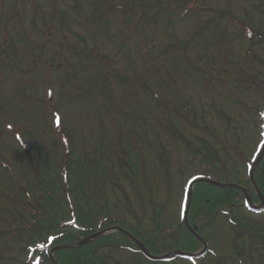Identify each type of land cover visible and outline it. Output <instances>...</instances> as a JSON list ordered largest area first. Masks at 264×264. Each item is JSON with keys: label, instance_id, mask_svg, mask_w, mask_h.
Wrapping results in <instances>:
<instances>
[{"label": "rangeland", "instance_id": "1", "mask_svg": "<svg viewBox=\"0 0 264 264\" xmlns=\"http://www.w3.org/2000/svg\"><path fill=\"white\" fill-rule=\"evenodd\" d=\"M38 1L44 8L45 16L41 11L33 14L29 4L27 9L23 10L21 1L17 3L22 19L13 13V22L10 26V44L13 50L9 59L0 64V157L11 156L12 151L17 154L16 156H22L20 155L22 146L17 139L16 143H13L12 139L15 127L22 129L23 139L27 142H31V137H34L38 155L43 152L42 144L46 143L49 137H53L56 130L41 122L40 115L36 114L37 112L33 113L30 108L31 102L40 104V101L41 103L43 101L47 110L52 105L58 104L62 116L61 123L67 128H59L58 136L62 140L66 139V132L69 131L71 141L74 142L70 157L76 164L70 174L73 183L71 187L76 179H82L85 171H89L88 181H85L83 190L78 195L79 205L83 211L91 212L90 218L102 213L103 216L114 220L125 221L133 228L140 223L144 232L154 231L156 227L164 235L176 232L179 228L181 204L187 181L196 175L218 182L228 180L226 177L223 179L220 177L224 171L220 170L221 165L217 161L214 163L218 169L211 167L212 165L207 166V162L203 159L209 155V152L203 150L192 152L202 147L205 142L214 149V158L220 157L225 162L227 176L233 180L232 177L237 170V179H240L242 184H247L248 175L245 167L252 163L254 170L257 161L252 158L257 150L260 151L258 147L262 146L264 137L263 133L261 134L264 97L252 98L251 94H248L250 96L248 97L241 90L242 84L250 81L242 76L248 75L249 65L240 60L243 56H251L254 60L253 55L256 54L264 62L263 45L255 40V37L253 38L252 26L244 23L247 21V14L250 13L253 27L264 33V0H187L190 3L203 5L208 10L207 13L197 19L187 17L183 14L185 9L177 8L173 15L170 14L171 24H167L168 13H165L156 25L145 23L143 26L146 28L142 37H137V32L127 33L126 29L121 30L124 21L118 24H106L105 21L110 20L109 15L103 20V27L98 25L102 24V17L95 16L91 12L90 4L99 5L100 9L106 10L107 7H115L117 3L105 2L115 0H104V2L57 0L55 1L57 5L51 0ZM28 2L32 3L31 0ZM13 4L16 5L15 2L5 3L6 12L2 17L4 20L8 18V13L12 14ZM51 4L59 11V6L67 11L68 19L64 21L60 15L57 17L58 21L49 22L52 13L53 16L54 12L57 15ZM228 9L232 16L226 13L224 16L232 17L233 23L221 20L218 22L221 23L220 27L213 25L210 28L219 31L218 33L226 31V36L230 39L226 46L231 53H235L234 56L230 54L227 58L234 63L240 61L239 64H231V66L239 68L238 75L242 80L233 76L237 71L225 74L229 67L222 64V47L218 49L217 46L212 45L210 42L214 39L213 35L205 31L203 33L200 29L201 24L215 18L217 11L223 10L224 13ZM89 20L96 23L89 25ZM46 21L47 27L43 24ZM59 24L64 27L61 29ZM243 28L247 30L251 41L254 40V44L249 40L242 41L240 34ZM47 37H49L48 43ZM136 38L141 39L142 42L137 43ZM83 40H86V44L92 50L95 49L92 48L95 44L97 47L94 50L95 56L108 58L110 66L117 70L108 77V84H111V98L102 95L98 89L96 80L99 72L96 64L99 63L96 60L94 62L92 59L88 61L86 59L85 62L82 61L83 66H81L78 55H74V50L83 52L86 49L87 45ZM181 41H188L189 48L185 49ZM4 43V37L0 34V45ZM8 43L9 39L6 40L4 48L0 49V59L8 53L5 50ZM60 44L64 45V50L60 49ZM58 50L61 51L62 57H58ZM144 58L149 60L145 62ZM36 59L38 65L44 61L47 64L43 67L39 65L36 72H33V63ZM52 60L54 65L50 63ZM257 67L264 71V66L257 65ZM147 69L150 71L147 72ZM154 69L161 75L160 82L155 78ZM248 79L253 80L251 76H248ZM136 80L145 83L147 88L139 87ZM163 82L168 87L161 86ZM255 85L258 87V84ZM177 90L185 92L194 110L189 116L188 124L171 114L178 126L179 133L176 134L178 148L170 134L160 126L163 122L162 114L159 113L160 106L156 103L157 98L168 97L167 103L171 109L174 106L180 108L178 102L183 100L177 95ZM232 95L234 98L230 97ZM235 96L247 105L246 109L237 106L233 100ZM115 105L132 116L131 123L134 124L135 131L130 129L126 116L121 114L120 110L114 107ZM145 108L152 110L143 111ZM138 111H143L141 112L143 118L137 116ZM46 117L48 123L53 126V115L48 113ZM192 123L195 126L191 125ZM214 138L222 143L215 141ZM46 144L48 145V142ZM48 146V154L51 157L55 152L52 145ZM64 147L69 148L70 143ZM56 153L64 159L68 151H64L61 143ZM157 154L170 155L168 170L173 177L171 180L163 173ZM91 160H94V164H98L97 169L87 168L88 164H92ZM35 162L37 163L36 159ZM24 166L29 169L26 164ZM0 174V179H3L5 174L3 170ZM131 174L135 175L134 179L138 187L132 186ZM27 180L34 182L31 171L28 172V178L21 182L27 190H30L31 197L36 199L37 189L31 188ZM46 183L50 189L52 186L50 180ZM0 186L5 188L1 183ZM149 186L153 193H149ZM4 191L8 196L6 193H9L10 189ZM59 191L60 189L57 193ZM43 194L44 191L41 192V203L42 200L46 202ZM104 196L105 204L100 202V205H104L105 208L101 209L98 201ZM8 197H11L15 203H8L6 200L4 202L1 199L0 227H6L10 222L17 224L16 228L25 226L27 229L26 221L32 216L30 213L32 206L28 204L27 199L29 193L24 194L20 186L15 183L13 196L9 194ZM74 198H76L75 194ZM67 205L63 203L59 213L64 214L65 223L70 224L72 216ZM243 219L249 225L255 223L264 232V213L251 215L250 218L245 216ZM197 223L201 226L203 222ZM214 226L202 232L208 246L214 251L208 260L201 258L190 262L176 258L171 262L152 263L143 255L128 251H117L113 258L115 262L121 264H217L216 262L223 260L226 254L236 258L233 246L229 244L234 235L232 228L225 222L223 216L216 220ZM66 230L76 231L73 226L67 227ZM15 237L12 232L0 233V264H31L35 259L30 261L26 254L29 246L33 245H29L26 240L23 241L27 235H23L18 244L14 241ZM168 243L173 245L174 241ZM161 245L158 243L160 248H155L156 254L163 255L168 251H164L165 248ZM172 247L177 245L174 244ZM248 247L247 242L246 249ZM179 248L183 252L189 251L182 246ZM190 249L195 250L191 245ZM101 253H108V249ZM247 253L246 251V255ZM262 253H264L263 249L253 251V261L248 258L247 264H258L259 255Z\"/></svg>", "mask_w": 264, "mask_h": 264}, {"label": "trees", "instance_id": "2", "mask_svg": "<svg viewBox=\"0 0 264 264\" xmlns=\"http://www.w3.org/2000/svg\"><path fill=\"white\" fill-rule=\"evenodd\" d=\"M10 1V0H8ZM16 2H19L21 0H13ZM104 2V0H101ZM32 7L34 13L41 10V5L37 3V0H31ZM27 3L28 0H22L21 1V8L23 10L27 9ZM105 3H111L116 4L115 7L108 8L106 10L99 9V5L94 6V10L97 13V15H101L102 17V24H98L99 26L103 27V20L108 16L110 18L109 21H105L106 24H118L120 22L124 23L122 24L121 30L126 29L127 33H136L137 37H142L143 33L145 32V26H143L145 23L150 22L153 25H156L159 22V19L165 14L168 13V23L171 24V17L170 14H174L177 8H183L185 9V12L183 13L187 17H195L197 19L201 18L203 15L206 14V9L196 3H190L187 0L179 1V0H115V1H106ZM19 13V10H18ZM33 13V14H34ZM64 14V13H62ZM221 10L217 11L215 18L210 19L206 21L205 23L201 24V28L210 34L214 33V39L210 42L212 45L217 46L218 49L221 47L223 48V53L221 52V58L223 59V56H225V52L227 50V43L229 42L228 38L224 35H221V32L218 33L215 30L211 29L210 27L213 25H217L216 23L220 16H222ZM217 21V22H216ZM53 22V21H52ZM96 23V22H95ZM129 24V25H127ZM217 27V26H216ZM202 33V35H203ZM8 38V36H7ZM137 40V38H136ZM137 43H141L142 40L138 39L136 41ZM182 46L185 48L188 47V41L182 42ZM61 47L62 44H60ZM138 49H141L139 46H135ZM97 47H95L94 50H96ZM92 49L87 48V51L83 52L81 55H78L80 65L83 66L82 61H87L92 59V61L95 62V60L99 63L96 64V67L98 69V79L96 80L98 83V89L100 90L101 94L104 95L107 98H111V84H108V77L110 73H116L117 70H114L109 63L108 58H99L95 56V51ZM220 51V50H219ZM145 52V51H144ZM149 58H144V61L147 62ZM47 64V63H46ZM33 65L36 66V62L34 61ZM51 65H54V63H51ZM86 66V65H85ZM88 67V65H87ZM149 66H147L148 68ZM152 70V69H151ZM155 70V78L160 82L161 75L158 74V71ZM150 71V69H147V72ZM254 79L256 80L255 83H246L245 88L248 90L247 92L261 95L264 94V73L259 74L257 71L254 70ZM257 76L262 77V81L259 82ZM246 79V76H243ZM123 79V78H122ZM137 81V80H136ZM141 88H145L146 85L143 82L137 81L136 82ZM258 84V87L255 85ZM162 84L161 86H164ZM258 91H260L258 93ZM261 93V94H260ZM177 95L182 97V102H178L180 108H174L171 109L167 101L169 100L168 97H159L157 98V105L160 106V114L161 119L163 122L160 124L161 127H163L172 138L176 137V134L178 133L177 128L174 126V119L171 117V114L176 115L177 117L184 120L186 123L190 120V114L193 110L191 103L187 100L185 92L183 90H177ZM33 101V100H32ZM155 102V101H154ZM31 105H34L32 102ZM55 110L52 108L49 109L50 114H56L57 113V106H54ZM115 108H118L121 112V114H124L127 119L128 126L132 131H135L134 124L131 123V120H133L132 116L125 112L122 108L118 107L117 105L114 106ZM36 109H39L36 114L40 115V119L45 120V115L47 113V110H42L38 107ZM143 118V117H142ZM49 127L51 125L46 122ZM53 130V127H51ZM31 137V136H30ZM32 144H29L27 142V147L23 149V158L25 157L26 160H30L32 169H38L35 170V174L33 176L32 181V187L35 186L37 188L38 194L41 195V190H45V195L47 197V203L42 204L40 200V207L35 208L34 216H32V220L30 222H26L27 229L25 226L23 228H16L14 225L13 227L10 225V230L15 233L17 237H15V241L17 244L21 241L23 235H27V238H23V241L26 240L29 245H34V250L39 251V259L41 264H52L49 259V251L56 247V246H65V247H71L75 245L80 240L88 237L89 235H92L93 233H96L98 231H101L103 229H106L107 227H113V226H119L122 228H127L125 223L121 221H112L110 218L106 217L104 221H100L99 218L93 221L88 220V215H83L80 218V226L79 230L76 234L74 231H65L62 230V220L57 219V213L55 211V206L59 204V201H63L65 199H70L71 194L82 185L80 182L77 183L73 189L71 188V179L70 174H72V169L75 167V161L71 160L72 157V151L71 146L73 144V141L71 142V139L68 137V133L66 132V139L62 141V138L58 136V130L56 127V130L53 134V137H49L47 139L48 145L53 146V152L54 155L50 157L48 154V145L46 143H43L44 146L43 152L38 155L37 147L35 146L36 141H34V137L32 136ZM60 142V144H59ZM61 143L63 145L64 151H68L66 157L63 159L59 156L58 153H56V150H58L57 146H61ZM70 143L69 148H65L64 145H68ZM27 148V149H26ZM36 150H35V149ZM26 149V150H25ZM71 156V157H70ZM162 160L168 161L169 155L162 154ZM22 158V160H23ZM35 159L37 163L35 162ZM21 160V162H22ZM92 164H88V169H97V164H94V160H91ZM170 166V165H169ZM124 167V166H123ZM9 172L12 176L14 175L15 180L17 181L18 178L20 179L22 175H24V170L20 168V166H11L10 161L5 158L4 162L0 161V172ZM165 173L169 176V170L168 167L165 169ZM86 174L89 176V171L87 170ZM41 179V180H40ZM51 179V188L50 191L46 190V187L43 185L46 180ZM0 182L4 185L6 183V179H0ZM31 184V181H29ZM135 184V183H134ZM60 186L61 194L57 195L56 190ZM121 189V188H120ZM197 191H201L200 188ZM72 192V193H71ZM4 192H1L0 190V196H2ZM200 195H197L199 198ZM227 195H225L226 197ZM77 198V197H76ZM197 198V199H198ZM38 202V203H37ZM37 205L39 206V200L37 201ZM48 205H50V208H48ZM78 207V206H77ZM79 212L81 211V208L78 209ZM74 217L78 218V212H74ZM93 222V223H91ZM100 224V228L94 230L93 226L95 223ZM9 228V227H8ZM4 230L6 229H0V233H4ZM8 232V231H7ZM191 238V237H190ZM125 237L122 235H111L108 237H103L101 239H98L91 243L90 245H87L85 247H81L78 249H65L60 252H58L55 257L56 260L60 264H120L112 260L110 254L102 255L100 254V250L103 248H107L109 246L114 247V249H117L119 247L125 246ZM191 240L194 242L196 247H198L200 244L194 241L192 238ZM238 263L243 264L244 262L238 261Z\"/></svg>", "mask_w": 264, "mask_h": 264}, {"label": "water", "instance_id": "3", "mask_svg": "<svg viewBox=\"0 0 264 264\" xmlns=\"http://www.w3.org/2000/svg\"><path fill=\"white\" fill-rule=\"evenodd\" d=\"M102 235H103V234H99V235H95V236H93V237H91V238H88L87 240H85V241H83L82 243H80V245H84V244L90 242L91 240H93V239H95V238H97V237H100V236H102ZM140 249L142 250V252H143L146 256H148L149 258H152L151 256H149L148 252L145 250V248H143L142 245H140ZM152 259H153V258H152Z\"/></svg>", "mask_w": 264, "mask_h": 264}, {"label": "snow or ice", "instance_id": "4", "mask_svg": "<svg viewBox=\"0 0 264 264\" xmlns=\"http://www.w3.org/2000/svg\"><path fill=\"white\" fill-rule=\"evenodd\" d=\"M57 125L59 126V122L57 121ZM37 264H39V261H37Z\"/></svg>", "mask_w": 264, "mask_h": 264}]
</instances>
